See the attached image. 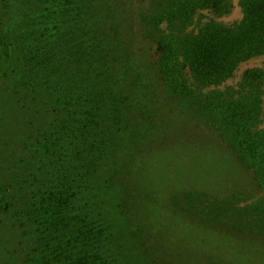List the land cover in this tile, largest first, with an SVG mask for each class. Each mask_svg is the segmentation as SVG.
I'll return each instance as SVG.
<instances>
[{"label": "rangeland", "instance_id": "rangeland-1", "mask_svg": "<svg viewBox=\"0 0 264 264\" xmlns=\"http://www.w3.org/2000/svg\"><path fill=\"white\" fill-rule=\"evenodd\" d=\"M57 1L0 0V61L10 59L11 51V59L19 60L14 46L20 39L9 32L19 17L27 16L34 22L31 29L48 37ZM71 1L82 11L78 25L88 37L107 45L118 41L123 54L114 71L126 84H118L124 92L115 103L117 116L127 123L109 128L108 153L88 184V195H95L96 210L115 235L111 258L116 264H264V180L240 159L230 128L212 107L217 97H234L229 87L239 89L253 70L262 123L258 114L252 126L264 135V53L241 60L221 83L203 86L176 51L184 72L179 69L167 87L159 76L156 45L147 47L152 39L175 49L180 33L187 39L206 27H235L244 17L243 0H220L219 7L200 0ZM17 3L24 15L14 17ZM113 3L121 14L120 38L101 29ZM183 11L189 14L184 21H168ZM21 77L18 67L0 62V189L16 174L24 180L27 170L49 166L45 144L61 121L78 119L62 102L36 94L40 89L30 91ZM106 126L99 119L89 136ZM67 130L52 139L70 147ZM10 213L0 214V264H21V236Z\"/></svg>", "mask_w": 264, "mask_h": 264}, {"label": "trees", "instance_id": "trees-1", "mask_svg": "<svg viewBox=\"0 0 264 264\" xmlns=\"http://www.w3.org/2000/svg\"><path fill=\"white\" fill-rule=\"evenodd\" d=\"M201 1L211 7L220 5V0ZM57 4L47 38H42V31L38 34L31 29L34 22L25 20L27 16L19 17L20 22L9 31L12 37L20 39L19 45L14 46L19 60L11 59V51L10 59L5 56L0 62L7 60L9 65L18 67L21 82L30 91L40 89L36 94L42 91L50 101L62 102L69 116L76 115L77 120L61 121L53 132L58 136L68 128L65 134L71 136L72 145L64 146L52 135L45 144L50 165L44 170H27L24 180L16 174L6 189H0V214H13V225L21 236V264H116L109 253L110 247L116 246L115 235L96 210L95 195H88V184L108 153L112 125L119 122L120 127H125L127 123L117 116L115 103L118 93L124 92L117 88L118 84H126L114 71L123 54L118 41L107 45L100 38L95 41L88 37L81 29L78 24L82 23V11L77 1L75 4L58 0ZM242 4L244 17L235 27H206L187 39L180 33L174 41L175 49L168 42L169 47L156 40L147 41L149 48L156 45L159 76L167 87H171L179 69L184 67L175 59L176 51H181L193 79L203 86L221 83L233 74L241 60L264 53V0H243ZM21 6L14 17L24 15ZM116 6L113 3L107 8L106 27L101 29L120 38L123 32L117 24L121 14ZM187 16L185 11L172 13L168 21H184ZM243 79L245 83L239 89L229 87L234 97H217L212 100V107L230 128L233 148L240 159L263 181L264 135L261 128L257 132L252 126L258 114L259 125L262 123L260 106L254 98L253 70ZM123 98L128 101L127 94ZM99 119L110 127L106 126L105 131L101 128L90 137Z\"/></svg>", "mask_w": 264, "mask_h": 264}]
</instances>
